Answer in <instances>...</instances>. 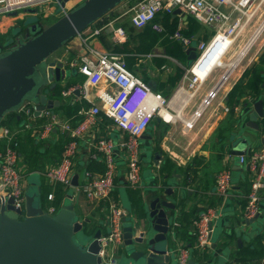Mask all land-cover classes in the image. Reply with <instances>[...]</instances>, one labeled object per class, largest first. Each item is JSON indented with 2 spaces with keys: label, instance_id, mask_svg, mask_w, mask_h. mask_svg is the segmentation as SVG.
I'll list each match as a JSON object with an SVG mask.
<instances>
[{
  "label": "crops",
  "instance_id": "0c3cea01",
  "mask_svg": "<svg viewBox=\"0 0 264 264\" xmlns=\"http://www.w3.org/2000/svg\"><path fill=\"white\" fill-rule=\"evenodd\" d=\"M53 1L44 3V6H46L43 11L39 10L40 6H38L27 8L22 12L0 15V37L1 35H6L16 23L22 24L29 17L38 16L40 19L42 18L43 22H45V27L62 17V8L60 9L58 8L59 6L54 5ZM131 2L132 0H125L95 24L104 26L100 35L88 37L87 34L82 33L67 42L49 58L50 60L63 61L67 64L66 67L69 68L67 79L57 83L56 90L58 95H54L52 90L48 92L50 99L60 101V105L57 106L55 104L52 109L59 119L77 124L83 119L82 110L88 109L93 105L105 108L106 103L99 96L101 92H109L114 95L119 90L115 83L105 79L100 84L90 87L88 99L81 92H75L68 97L63 96L62 92L65 89L78 86L85 80V76L78 71V66L81 63L82 55L88 53L91 48L105 53L116 52L117 49L123 48L126 43V51L121 54L124 57L127 68L140 80L151 85L153 89L169 97L173 111L179 112L183 117L192 116L204 98L209 95L210 91L216 87L222 78L223 74L211 78L208 76L209 78L207 77L205 81L199 83V87L202 88L208 80L212 82L196 102L194 101L197 93L193 95L189 91L184 93L183 91H178L186 70L190 67L183 63V61H189L188 55L184 51L185 56L182 54L179 57L173 56L168 53L166 45L161 42L155 44L153 50L149 53L141 50L148 43L139 40L136 35L139 29L133 26L130 21V15L127 14V11L131 8ZM73 7H75L74 0L66 3L67 9H72ZM31 9H37V11L33 12ZM163 14L165 13H161L158 16L161 17ZM171 15L179 16L178 22L181 29L187 28L188 21L193 18L189 15ZM118 27L124 28L126 32L125 37L121 40L116 38V29ZM200 30L201 28L192 35L195 40L206 42L212 39V36L206 33L202 34ZM174 42L176 41L172 40L170 44L172 45ZM224 49L223 47H216L210 58L206 60V63L196 70L197 73L203 75L213 68L214 62H217L219 58L223 57L224 60L227 53ZM246 50L247 48L242 53L245 54ZM263 52L264 43L253 55L254 61L247 64L236 77L232 78V81L222 87V93L220 90L212 105L205 110L192 129H186L181 120L173 123H166L157 119L153 121V124L140 137V148L146 147L149 149V161L147 164L149 177L144 174L145 164H143V156L145 155L141 152L142 174L140 188H132L127 185L125 179L126 164L121 149H117L119 176L114 196L120 199L126 208L127 206L131 207L130 209L133 212H129V214L132 213V216H134L135 212L140 209V204L144 198L151 195L154 188L159 187L161 192H163L165 188L171 187L174 193L168 198L177 204L175 210L176 218L174 220L176 234L173 249L176 252L181 249H187L189 251V260H198L203 256L209 262L229 260L234 264H259L260 259L264 257V190L259 202V214L253 223L247 224V196L251 189L253 175L249 166L240 161L241 155H247L264 145V126L261 128L260 123L262 118H259L258 121L259 129L250 125V114L255 110L254 104L261 98H254L248 92L240 101L238 96L234 97L233 103L228 100L229 93L240 80L245 69L257 61V57ZM197 54L199 56L200 53L197 52ZM238 61L239 57L234 62ZM73 63H76V65H73ZM226 63L228 64V62ZM179 68L184 70V75L175 84L173 77L177 74ZM260 95L264 97V89ZM224 105L230 107L228 112L224 111ZM13 115L19 114L15 111L9 113L6 120ZM21 117L22 123H13V127L10 126L11 129L15 130L22 127L24 117ZM45 122L46 118L39 116L32 120L31 137L35 142L24 147V151L21 152L20 164L25 171L23 179L26 188L29 187L30 190L34 186L33 192L38 193L37 204L42 205L47 212L50 207H55L57 212L67 199L65 195L58 203V190L60 189L67 194L66 192L70 189L65 190L61 184H48L44 171L49 165L60 161L67 144L64 142L70 138L67 133H63L59 128H55L53 133L45 139L37 137L36 130L40 129ZM93 130L102 132L117 142L127 137L104 113L98 117L97 126ZM179 130L184 134L190 135L187 142L181 140ZM26 133V130L22 131L23 136ZM94 141L93 133L90 132L79 142L75 162V174L79 175V185L85 183V174L89 171L87 166L91 161L95 160L91 158V152H93L91 145ZM237 150L243 153L235 155ZM95 161L103 165L101 160L96 159ZM224 168H229L232 171L233 186L227 197L221 196L216 188V175ZM27 173H39L43 184L29 183L26 177ZM45 189L46 193L44 192ZM51 192L55 193L53 200H50L47 195ZM74 204L76 211L78 210L81 216L80 219L84 223L87 220L90 222L92 218L86 217V215L88 211H92L91 205L93 204L87 200L83 191L75 192ZM104 205L105 202L102 203L101 207L93 205L102 214L94 217L98 224L92 227L94 231L88 230L90 234H94L98 229H101L102 233L106 234L109 230ZM208 209H214L220 213V216L213 220L212 225L215 232L218 227L217 221L220 220L222 238L219 239L218 243H214L211 240L210 245L202 250L197 247L198 240L194 221L202 212ZM175 222H178L179 225H175ZM122 245L123 243L121 245H113L109 251L111 252V250L117 248L119 250ZM115 246L117 247L115 248ZM124 264H130V260H127Z\"/></svg>",
  "mask_w": 264,
  "mask_h": 264
},
{
  "label": "built area",
  "instance_id": "2783aa9c",
  "mask_svg": "<svg viewBox=\"0 0 264 264\" xmlns=\"http://www.w3.org/2000/svg\"><path fill=\"white\" fill-rule=\"evenodd\" d=\"M49 1L52 0H0V15L38 7ZM84 1L86 0H74L75 6ZM256 1L142 0L137 4L131 5L127 14L130 15V21L134 27L142 29L147 25H152L154 30L162 32L164 27L160 22L156 21L157 16L161 13L175 14V10L180 9L181 12L199 21L201 25L209 26L215 30L211 43L197 40L196 50L200 54L197 60L187 68L184 76L187 77L190 73L194 79L188 84V90L184 89L185 85L183 82L178 88V91L182 90L184 93L194 89L196 84L199 87V83L203 82L193 74L194 67L204 58L213 43L219 40L220 35L233 39L227 48L228 50L233 46L235 31L246 15V11ZM69 10L71 9L62 8L63 15ZM103 29L104 26L94 24L82 33L87 34L88 37L98 36ZM125 35L124 28L118 27L116 29L117 40L123 39ZM169 37L171 40L181 44L184 51L193 46V41H195L192 36L184 35L181 28L173 32ZM73 65H76V63H73ZM78 71L85 76V80L78 86L65 89L62 92L64 97L71 96L77 90H80L81 94L88 99L90 87L100 84L105 79L115 83L119 90L114 95L109 92H101L99 96L105 101V108L93 105L88 109L82 110L83 119L77 124L59 119L52 109L42 110L39 117L46 118V122L40 129L36 130V136L45 139L53 133L55 128H59L63 133L69 135L70 139L65 145L60 161L49 165L44 171L48 184H61L65 190H68L73 187L72 180L75 174L79 142L88 133H93L95 141L91 145L93 151L91 152V158L101 160L105 170L100 173L87 171L85 183L78 185L76 191H83L87 200L96 207H101L102 203L105 202L104 210L109 230L106 234L102 233L99 239L101 246L99 255L102 257V264H116L118 262V248L111 250V252L109 249L113 245H121L123 243L124 220L129 215V211L122 201L114 196L119 176L117 149H121L126 164L125 179L127 185L132 188H140L142 174L140 137L147 131L156 117L159 116L166 123L181 120L186 129H192L205 110L212 105L222 87L230 80L233 72L225 71L220 79V81L224 80L222 86L217 88V84L209 95L204 98L192 116L183 117L179 112L173 111L169 97L153 89L151 85L140 80L127 68L121 53H105L91 48L88 53L82 55ZM195 91L190 93L194 95ZM223 109L228 112L230 107L224 105ZM15 112L22 118L24 117V124L20 129L13 130L7 124H0V140L5 143L4 148L0 150V198L4 199L6 203L9 198H13L15 208L24 209L26 186L23 173L25 171L20 164L21 145L19 135L23 130L33 129L31 122L37 117L35 115V104L31 101H25ZM102 113L110 118L124 135H127L125 139L117 142L112 137L93 130L97 126L98 117ZM166 113H169L171 117L167 118ZM240 161L249 166L253 175L246 205V219H252L259 214V202L264 190V145L247 155H241ZM232 186V171L229 168L222 169L216 175L218 193L223 197H227ZM48 198L53 200L55 193H49ZM48 213L55 214L56 208L50 207ZM219 216L220 213L218 211L208 209L195 219L194 226L196 227L198 248L203 250L210 245L214 232L212 222ZM175 225H179V223L175 222ZM177 254L178 264H188L189 251L187 249H181L177 251ZM259 264H264V257L260 259Z\"/></svg>",
  "mask_w": 264,
  "mask_h": 264
},
{
  "label": "water",
  "instance_id": "95a60500",
  "mask_svg": "<svg viewBox=\"0 0 264 264\" xmlns=\"http://www.w3.org/2000/svg\"><path fill=\"white\" fill-rule=\"evenodd\" d=\"M69 1L57 0L62 8H66ZM124 1L86 0L44 29L39 26L37 16L24 24L23 33L28 32L30 37L10 49L6 48L11 43L0 39V124L25 101L35 104L37 117L42 110L53 109L55 104L59 106L60 101L50 99L48 92L52 90L54 95H58L57 83L67 79L69 68L65 62L49 58ZM175 14L186 15L180 9H176ZM185 52L189 61L197 60L194 45ZM254 107L250 125L259 129V118H264V101L258 100ZM156 119L162 120L159 116ZM242 153L237 150L235 155ZM72 184L71 190L76 192L78 174L74 175ZM173 193L171 187L163 192L156 187L151 195L144 198L134 216L129 217L132 215L129 214L125 217L122 246L124 257L130 260V264H178V254L173 249L177 204L168 198ZM25 195L24 209L15 208L13 198H9L7 203L0 198V264H102L99 255L102 231L98 229L89 239L84 221L78 219L73 193L68 192L70 202L65 201L55 214H49L37 204V192L31 193L27 187ZM127 219L130 223H125ZM255 219H246V222L250 224ZM78 233L85 240V245L75 242L74 237ZM188 264L234 263L229 260L209 262L201 256L198 260L190 259Z\"/></svg>",
  "mask_w": 264,
  "mask_h": 264
},
{
  "label": "rangeland",
  "instance_id": "374dc122",
  "mask_svg": "<svg viewBox=\"0 0 264 264\" xmlns=\"http://www.w3.org/2000/svg\"><path fill=\"white\" fill-rule=\"evenodd\" d=\"M52 3L54 5H56L57 7L59 6L58 8H60V9L62 8L59 5V3L57 2V0H54ZM137 3H138V0H132L130 5L137 4ZM45 6H44V4L41 5L39 7V10L43 11ZM24 10L25 9H21V10H19V12H22ZM32 19H35V17H29L27 21L32 20ZM42 22H43V19L39 18V23H40L39 26L40 27H45L46 26V25H44L45 22H43V23ZM20 27H22V24L21 23H16L12 27V29L16 30V29H18ZM11 30H9L8 35H4V38L2 37V39L4 41L11 43L10 46L9 47L7 46L6 49H8V48L10 49L11 46H15L18 43L22 42L23 40H27L30 37V34L28 32H24V33L22 32L23 34H20L18 37H15L14 36V32H12V33L10 32ZM200 32H202V34L206 33L209 36H212L211 37L212 39H213L214 34H215V30H213L209 26H204V25H202ZM235 33H236V35H235L234 44L227 51V53H226V55L224 57V61L228 62V64H230V62L236 61L238 59V57H239V61L238 62H234L235 65L237 63L238 64L232 70L233 73H232V76L230 77V80H228V82L232 81L233 80L232 78L236 77L239 74V72L245 66H247V64H249L252 61H254L253 58H252L253 55L260 49V47L264 43V0H257L249 8V10L246 11V15L243 17V19L241 21V24L239 25V27L237 28ZM212 39L211 40L209 39L210 41L208 40L206 42H208V43L210 42L211 43ZM197 44H198L197 40L193 41V45L195 47L197 46ZM245 48H247V50H246L245 54H243L244 51H245ZM242 54H243V56L240 57V55H242ZM183 63L186 64V65H191L193 63V61H188L187 60L186 62L183 61ZM228 69H229L228 66L217 67L213 71V73L211 74L210 78L222 75ZM193 79H194V77L190 73L188 74L187 77H184L183 84L185 85V88H184L185 90H188V84L191 82V80L193 81ZM211 83L212 82H210V80H208L206 82V84L202 88L197 87L198 85L196 84V87L194 89H192V90L190 89L189 92H192V91L196 90L195 93H197V96H196L194 102L199 100V98L203 95L204 91L211 85ZM221 93H222V90H221ZM260 123H261V128H262L264 126V123H263L262 120L260 121ZM4 124L8 125V123L5 122V119H4ZM180 130L178 132L181 133L180 134L181 140H183L184 142H187L189 137H190V135L189 134H184ZM243 143H245V142H243ZM141 152L144 153V155H145V156H143V162H144L143 164H145L144 174H145L146 177H149V170L147 169V164H148V161H149V156H148L149 155V149H147L146 147L142 148ZM26 177H27V181L29 183L36 184V185L43 184V181L41 179V175L39 173H27ZM33 191H34V186L30 189L31 193ZM44 192L46 193V189H45ZM70 192L75 194V192L74 191L72 192V190H69V193ZM65 201L66 202H70L69 199H66ZM45 206H47V205H45ZM91 206H92L91 207L92 211H88L87 215H86V217L92 218L91 221L89 222L88 228H92L95 224H98L97 220L94 217L98 216L99 214H102L101 211H99L98 208H95L93 205H91ZM130 208L131 207L127 206L128 211L129 212H133V210L130 209ZM77 214H78V219H80L81 216L79 215L78 210H77ZM130 216L132 217V215H129V217ZM81 221H82V219H81ZM125 223H130V220L127 219V221ZM217 224H218V227H217L216 231L214 232V235H212V239H211L212 242H214V243H218L219 239L222 238V234L220 232V220L217 221ZM85 228L86 227H84L85 232L88 235H90L89 239H91L93 237V234H90L89 232H87ZM89 239L86 240V241H89ZM74 240H75V242L78 245H85L86 244L85 240L82 239L80 233L75 235ZM124 256H125L124 247L120 246V248H119V250L117 252L118 262L116 264H124V263H126L128 259L125 258Z\"/></svg>",
  "mask_w": 264,
  "mask_h": 264
},
{
  "label": "trees",
  "instance_id": "16d2710c",
  "mask_svg": "<svg viewBox=\"0 0 264 264\" xmlns=\"http://www.w3.org/2000/svg\"><path fill=\"white\" fill-rule=\"evenodd\" d=\"M140 1H142V0H138V2H140ZM156 21L160 22L162 24V26L164 27V31L157 32L156 30H154L152 28V25H147L146 27L139 29V31L136 33V35L140 41H145L148 43L146 46H143V48L141 50H144L145 52L149 53L153 50V47L155 46V44H157L158 42H161V43L166 45L169 54H171L173 56H178V57L180 54L184 55L185 52H184L183 47L177 42H174L171 45L170 42L172 40L169 37V35H171L173 32H175L176 30L179 29V22H178L179 16H174V15L165 13L161 17L157 16ZM24 24H25V22L22 23V27H20L16 30L11 28L12 30L10 29L11 30L10 32L11 33L14 32V36L18 37L24 31V28H25ZM51 24H49V25H51ZM49 25H47V26H49ZM44 28H46V27H43L42 29H44ZM200 28H201L200 22L197 21L195 18H190V20L188 21V27L181 29V31L186 36H192ZM8 32L6 35H8ZM2 37L4 38V35H1L0 38L2 39ZM15 46H11V48H13ZM124 51H126V43L123 45V48L116 50L117 53H122ZM128 67H130V66H128ZM183 75H184V70L179 68L177 74L173 77L174 83L176 84L177 81H180L182 79ZM263 89H264V52L260 55V57L257 61H255L251 66H249L245 69V71L242 74V77L240 78V80L236 83L234 88L229 93L228 100H229V102L233 103L234 97L238 96L239 101H240V99L243 96H246L247 93L249 92L254 96V98L258 97L259 99L261 98L264 101V97H262L260 95L261 91ZM6 117L4 118L5 122H7L8 125L11 127H13L12 126L13 123H15V124H21L22 123V119H20L19 115H13V116H11V118H8V120H6ZM262 120L264 123V118H262ZM2 124H4V120H3ZM26 132L27 133L25 134V136H23L22 133L19 135V140L21 143L20 152L24 151V147H26V145H29V144L35 142L31 137L32 136V129H26ZM68 141L69 140H66L64 143H68ZM4 146H5L4 141L0 140V150H2L4 148ZM87 170L93 171V172L94 171L103 172L105 170V167L100 162L93 160L88 164ZM68 192L69 191H67L66 193L68 194ZM58 194H59L58 195V203H60L59 200L63 196H65V195L67 196V194H65L60 189L58 190ZM84 225L86 227L85 229L87 232H89L88 230H90V229H91V231L93 230L92 228H88V226H89L88 221H85Z\"/></svg>",
  "mask_w": 264,
  "mask_h": 264
},
{
  "label": "bare ground",
  "instance_id": "6f19581e",
  "mask_svg": "<svg viewBox=\"0 0 264 264\" xmlns=\"http://www.w3.org/2000/svg\"><path fill=\"white\" fill-rule=\"evenodd\" d=\"M232 41H233V39H231V37H226L225 35H220V37H219V40L218 41H216V42H214L213 43V45L210 47V49H209V51L206 53V55L204 56V58L198 63V65L197 66H195L194 67V70H193V74L195 75V76H197L198 77V79L200 80V81H204V80H206L207 79V77L211 74V72L216 68V67H225V66H228L229 67V72H232V70L236 67V65L233 67V65H234V63H230V64H227L226 62H224V60H223V57L220 59H218L217 60V62H214L215 64H214V66H213V68L212 69H210V70H208L205 74H198L197 73V71L196 70H198V68L200 67V66H202V64L204 65L205 63H206V60H208L209 58H210V56H211V54H212V52H213V50L216 48V47H223V49H224V51L226 52L228 49V47H229V45L232 43ZM225 45V46H224ZM224 52V53H225ZM223 56H224V54H223ZM224 83V80L222 79L219 83H218V85H217V88H219L220 86H222V84ZM179 91H182V90H179ZM166 116H167V118H170L171 117V115L169 114V113H166Z\"/></svg>",
  "mask_w": 264,
  "mask_h": 264
}]
</instances>
